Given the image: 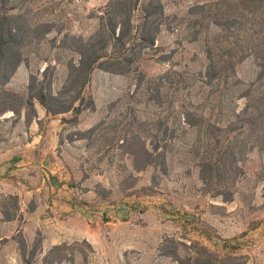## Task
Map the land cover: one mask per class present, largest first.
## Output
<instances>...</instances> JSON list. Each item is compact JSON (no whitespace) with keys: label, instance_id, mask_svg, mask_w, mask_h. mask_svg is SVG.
I'll return each instance as SVG.
<instances>
[{"label":"rangeland","instance_id":"1","mask_svg":"<svg viewBox=\"0 0 264 264\" xmlns=\"http://www.w3.org/2000/svg\"><path fill=\"white\" fill-rule=\"evenodd\" d=\"M196 1L162 0V4L166 14H182ZM31 2L29 13L33 20H48L63 25L68 32L87 34L95 28V15L107 0ZM26 10L29 11L27 6L23 12ZM52 37L54 33L26 47L20 69L0 88V109L5 106L15 109V112L0 113V152L5 153L6 160L16 152H23V143L29 139L31 129H38L43 135L30 152L40 166L21 173L13 169L8 176L12 180L42 184V188L26 199L24 205H20L17 196V227L0 228V264H25L26 260L44 264L43 255L55 241V244H67L61 251L66 260L53 264H176L173 257L165 254L172 249L170 238L180 239L187 245L197 241L219 254H234L238 256L236 262L264 264V149L257 146L244 154L238 163L241 171L236 175L232 199L227 201L213 196L212 189L200 179L199 166L194 155L188 152L189 141L195 140L196 132L185 137L189 143L177 148L165 174L159 173L154 178L155 170L151 167L134 171L121 149L104 151L103 141L90 144V140L75 136L97 123L107 104L121 95L130 82V78L98 69L92 72L85 89L93 95L94 108L83 110L76 123L68 112L42 117L37 125L30 126L29 121L35 119L40 105L37 100L27 101L30 78H44L45 85L52 72L51 89L59 90L66 79V62L74 56L73 52L61 48L60 37L51 40ZM156 44L158 52H172L168 61L153 59L142 65L149 74L173 64L190 69L204 64L201 45L188 42L180 31L165 24L160 28ZM47 65L54 67L44 72ZM256 73L252 57L236 67V76L245 82L252 80ZM243 102L244 99H239V104ZM22 114L25 122L19 121ZM60 138L65 140L59 146ZM46 174L55 176L59 188L56 195L67 196L65 180L77 187L82 201L79 213L91 218L85 219V224L97 228L95 238L87 240L66 234L67 211L53 202L55 197L48 192ZM9 195L0 194V210L14 211ZM36 204L40 210L35 215V223L26 225L29 211ZM0 216L3 217L1 213ZM53 231L57 237L52 235ZM36 239L40 245L31 257ZM23 242L27 244L25 249H22ZM179 247V253L184 255L187 249Z\"/></svg>","mask_w":264,"mask_h":264},{"label":"trees","instance_id":"2","mask_svg":"<svg viewBox=\"0 0 264 264\" xmlns=\"http://www.w3.org/2000/svg\"><path fill=\"white\" fill-rule=\"evenodd\" d=\"M31 1L0 0V88L24 61L26 47L54 33L51 40L60 37L61 48L77 58L67 60L66 79L57 91L51 89L52 72L45 85L44 78H30L28 102L37 100L52 116L69 112L76 123L83 110L95 106L93 95L85 91L94 70L130 78L122 94L107 104L103 117L75 134L76 138L90 144L103 141L104 151L121 149L132 170L151 167L154 178L165 174L177 148L190 142L188 152L194 155L204 185L213 196L232 199L241 171L238 163L254 147L264 149V0H198L182 14H166L162 0H107L95 15V28L87 34L68 32L48 20H33ZM26 6L29 11L23 12ZM164 24L180 31L188 42L201 45L202 67L173 64L154 74L144 70L147 61L164 62L171 56L172 51L158 52L156 44ZM249 57L257 73L245 82L236 76V67ZM239 99L244 102L239 104ZM7 110L15 112L5 106L0 113ZM195 132L194 141L184 140ZM64 140L60 138V144ZM9 198L14 211L0 210L4 220L17 216L18 198ZM170 240L172 249L165 254L176 264H249L197 241L187 245L180 239ZM39 245L36 239L31 257ZM65 246L64 242L53 244L43 255L44 264L66 260L61 253ZM179 246L187 249L184 255ZM26 247L23 242L22 249Z\"/></svg>","mask_w":264,"mask_h":264},{"label":"crops","instance_id":"3","mask_svg":"<svg viewBox=\"0 0 264 264\" xmlns=\"http://www.w3.org/2000/svg\"><path fill=\"white\" fill-rule=\"evenodd\" d=\"M17 69L19 70L20 66H18ZM36 114L37 115L34 116L35 119L31 118L29 121L30 126H33V124L37 125L38 121H40L42 117H53L52 115H48L46 113L44 107L41 104L38 106ZM21 120L24 122L26 121L24 114L19 115V121ZM29 133V139H26L23 143L24 150L22 153L16 152L10 156V160H6L7 156H5V153L0 152V194L9 193L10 195L18 196L20 205L21 203L22 205H24V202L26 203V199H31V197H33V194L37 193V191H40V189L42 188V184H31L35 182L12 180L8 178L10 173H13L11 172L13 169L18 170V172L21 173L29 170L31 167L34 168L35 166L39 165L37 163V158H35V156L33 157L30 152L32 149L38 146V143L42 139L43 135L41 131H38V129H31ZM57 144L59 146L61 145L59 141L57 142ZM54 177L55 176H53L52 174L51 176L46 174L44 179L47 181L48 192L51 195L54 194L55 198L53 199V202L55 203V205L67 211V217L65 220L66 234L70 235V237L83 238L87 240H90V238L92 237L95 238L97 228L87 227V225L85 224V219L90 220L91 218L88 214H84L85 217H83L79 213L81 212L80 203L82 201L80 200L81 194H79V190L77 189V187L73 186L69 180H65V184L68 190L66 192L67 196H61L60 194L56 195V191H58L59 188L58 185L55 184ZM64 178L67 179L66 176ZM39 210L40 205L36 204L32 211H29L26 225H33V222L35 223V215L39 212ZM17 216L11 220H4L0 216V228H16ZM52 235L57 237V233L55 231H53ZM55 243L56 241L52 242V244Z\"/></svg>","mask_w":264,"mask_h":264}]
</instances>
